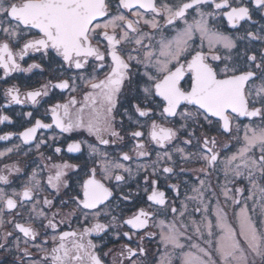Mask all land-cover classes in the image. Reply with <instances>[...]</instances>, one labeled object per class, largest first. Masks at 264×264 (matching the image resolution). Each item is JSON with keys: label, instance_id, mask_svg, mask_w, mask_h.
<instances>
[{"label": "snow or ice", "instance_id": "6c2138e0", "mask_svg": "<svg viewBox=\"0 0 264 264\" xmlns=\"http://www.w3.org/2000/svg\"><path fill=\"white\" fill-rule=\"evenodd\" d=\"M217 17L235 31H222ZM29 53H40L57 74L38 88H6L0 108L35 109L51 91L74 93L79 84L87 91L81 100L72 95L50 104V123L27 111L22 115L30 127L0 135V141H20L0 158L26 145L25 156L34 147L46 161L19 186L10 179L22 172L19 162L0 169V264H104L93 237L103 240L113 230L117 240L128 241L114 264H145V248L131 242L157 235L149 227L159 229L164 249L156 264H264V0H0V79L42 69L40 63L22 66ZM118 115L132 129L127 135L134 141L135 168L129 152L113 157L107 150L125 139ZM6 122L11 117L0 112V124ZM47 129L83 130L96 141L67 145L68 153H82L87 145L93 166L51 215L54 200L42 194L69 189V172L80 165L44 156L42 146L58 138L38 137ZM62 151L54 148L57 155ZM185 164L199 165L191 169L195 195L185 193L178 207L180 184L168 185L175 194L170 200L159 178L187 174ZM140 173L147 207L127 218L123 210L117 215V208L140 196L139 184L135 193L124 191ZM70 204L68 215L80 213L81 227L61 231L58 217Z\"/></svg>", "mask_w": 264, "mask_h": 264}, {"label": "flooded vegetation", "instance_id": "af4514ba", "mask_svg": "<svg viewBox=\"0 0 264 264\" xmlns=\"http://www.w3.org/2000/svg\"><path fill=\"white\" fill-rule=\"evenodd\" d=\"M115 3V0H113ZM258 19V17H257ZM215 24L217 27H219L222 31H225L226 33H232L235 30L231 29L230 26L227 24L226 18H220L217 17L215 20ZM251 25L245 24L244 28H249ZM259 27V25H257ZM242 34V32H241ZM259 47V45H257ZM22 66L27 67L28 64L31 63H40L42 65V69H34L32 73H13L11 77L5 79H0V105L5 104V97H4V90L8 87H11L13 84H17L21 86V90L23 91L26 87H33L38 88L40 84L44 83L46 80L53 77V75H56L55 73V65L52 66L50 69L48 67L47 59L44 60L41 59L40 53H29V55L25 56L23 61H20ZM3 76L2 70H0V77ZM100 76H103V72L100 73ZM79 83V82H78ZM87 91V89L83 86V84H79V90L77 92H68L64 91L61 92L60 90H55L50 92V96L47 98H44L42 100V106H39L37 108H33L31 105L25 104V105H11L7 109L0 108V112H3L4 114H7L11 117L12 123H5L0 124V135L6 133V132H13L18 133L20 131H23L24 128L30 127L31 123L28 121V118L22 115V113L27 111H33L34 112V118L42 119L46 123H50V115L45 114V109L53 103H63L66 102L70 96L75 95L78 100L82 99L83 93ZM122 112L123 109H120ZM123 119L124 120V129L125 131H122V135L125 136V139L123 141H118L114 145L108 146L107 150L110 154H112L113 157H118L121 151L129 152L130 155L134 157L132 166L135 168V164L138 162L135 157V153L132 151L134 141L129 138L127 135V132L132 130L129 127V121L126 117L117 116V127H120L119 121ZM34 122V120H33ZM244 123H249L248 120H244ZM206 130V129H205ZM201 130V131H205ZM209 135H216L217 139L220 141L221 139H226L223 136H220L218 133L215 132V130L208 131ZM38 137H44L48 138L53 135H56L58 138L53 141L51 139L48 140L47 146H42L41 152L44 153V156H50L52 157V161L56 163H60L64 160L69 161L70 163H76L80 165V170L77 172H69V177L71 179L69 180V189H62L61 193L57 196L51 189L43 193L42 195H47L50 199L54 200V203L56 207L52 208L49 212V215L52 214V212L57 211L59 208L61 200H68L72 195L75 194L76 191L79 190V181L82 178L85 177V173L87 172L88 168L93 166L92 159L89 157L87 145H84L82 149V153H68L66 151L67 145L73 141H87L90 143H95V137L90 136L86 131L78 130L73 131L72 133H63L60 134L58 129H47V130H39ZM20 143L18 139L13 137L11 141H0V151H4L5 149L12 147L13 144ZM55 147H61L64 151L57 155L54 152ZM21 152L20 153H12L6 158H0V169H3L4 164H13L19 162L20 166L22 167V172L20 174H15L14 177H10V179H14V185L13 186H19L20 184L24 183L27 180V176L31 173L32 169L37 166V164L43 165L46 161H43L41 159V156L39 153H37L32 148V151L29 152L27 156H25L23 153L27 152L29 149V146L21 145ZM149 149L151 150V145H149ZM233 151H235V148H233ZM152 159H155V155L153 154ZM144 162V161H139ZM186 169H188L187 174H181L179 177H173L170 180H165L164 177L159 178V186L161 190L166 191L167 196L170 200L175 198V194L173 191H171L168 187L169 184L172 183H178L180 184V191L181 195L178 199H176V204L179 207L180 202L185 200V193H187L188 196H193L195 193L191 192V187L194 185L195 181L192 179L196 173H193L191 169L198 168L199 165L194 164H185L183 165ZM177 172H179V167H177ZM47 176V170L44 172V180L46 181ZM143 176L144 173H140L139 176L135 178V180L130 181L128 186L124 187V191L128 192L131 191L132 193H135L137 191V184L141 186L140 196L133 197V201L131 203H124L120 206V208L116 209V214L119 215L121 210H123V214L125 218L132 215L134 211H136L140 207H147V205L143 201L144 193L142 191L143 188ZM155 179L156 177H152ZM184 181H188L187 188L184 186ZM211 183L213 186H216L217 179L216 174L214 173L211 177ZM220 183H223V176L220 177ZM240 187L244 186L243 183H239ZM220 202L223 203V197H220ZM251 203V202H249ZM74 207V205H68L67 208H64L60 212V216L58 219H63L64 223L60 226L61 231H68L70 230L69 225L71 226V229H78L81 227V220L82 217L80 213H76L75 216L68 215V213L71 211V209ZM195 207V202H192L189 204V212L192 211V209ZM229 217H232V210L229 209ZM193 217L189 218L190 220ZM194 218L199 221L200 220V214L196 213L194 214ZM169 220H171V216L168 217ZM126 228L120 229V231H125ZM147 232L156 233L157 235L153 236L152 238H145L142 241L140 240L139 236H134L133 240L131 242V246L135 247L137 243H141L142 246L145 248L147 252V257L145 260V264H156V262L160 259L161 254L164 252V249L162 245L160 244L159 240V229L155 227H149ZM190 234H192L190 232ZM141 235H144V232H141ZM51 233H49V239H50ZM94 243L98 245L97 252L101 256V258L104 261V264H114V262L118 261V252L121 249V247L128 243V241L125 238H121L117 240L115 238V230L113 232H110L107 236L104 237L103 240H100L98 238L93 237ZM192 242H195V237ZM49 248L52 247L51 241L48 245ZM105 253H108L105 255ZM35 255V253H34ZM2 259V257H0ZM12 257H7V261H10Z\"/></svg>", "mask_w": 264, "mask_h": 264}, {"label": "rangeland", "instance_id": "374dc122", "mask_svg": "<svg viewBox=\"0 0 264 264\" xmlns=\"http://www.w3.org/2000/svg\"><path fill=\"white\" fill-rule=\"evenodd\" d=\"M220 141H221V142H224L225 140H224V139H221ZM238 185H239V183H238ZM238 185H237V186H238ZM242 187H244V186H242ZM228 214H229V212H228ZM229 219L231 220V216L229 217ZM261 219H264V217H261Z\"/></svg>", "mask_w": 264, "mask_h": 264}]
</instances>
